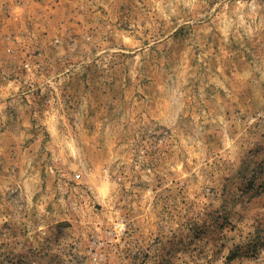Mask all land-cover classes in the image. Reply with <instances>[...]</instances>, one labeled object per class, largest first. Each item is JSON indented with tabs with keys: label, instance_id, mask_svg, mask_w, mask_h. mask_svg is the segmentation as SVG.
<instances>
[{
	"label": "rangeland",
	"instance_id": "374dc122",
	"mask_svg": "<svg viewBox=\"0 0 264 264\" xmlns=\"http://www.w3.org/2000/svg\"><path fill=\"white\" fill-rule=\"evenodd\" d=\"M0 264H264V0H0Z\"/></svg>",
	"mask_w": 264,
	"mask_h": 264
}]
</instances>
